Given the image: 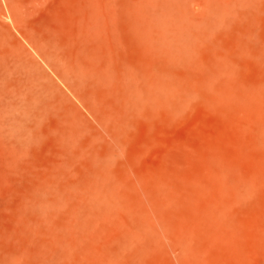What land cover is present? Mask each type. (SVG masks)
I'll use <instances>...</instances> for the list:
<instances>
[{"label":"rangeland","instance_id":"obj_1","mask_svg":"<svg viewBox=\"0 0 264 264\" xmlns=\"http://www.w3.org/2000/svg\"><path fill=\"white\" fill-rule=\"evenodd\" d=\"M74 1L20 4L26 10L23 15H29H24L27 22L49 34L66 32L72 25ZM113 1L126 22L138 19L134 0L110 4ZM0 9V22L9 19L14 26L9 0H0ZM132 36L127 27L115 38L120 62L147 80V44ZM253 37L264 43V10L255 17ZM155 53L159 84L153 100L131 112L120 136L123 150L104 134L110 145L107 155L112 162L106 173L116 209L98 220L97 232L73 246L62 264H264L260 67L243 61L228 72H216L205 54L184 61ZM17 133L16 125L0 124L2 255L19 244L11 235L18 228L14 220L34 186L30 169L11 158ZM38 146L33 145L25 160L36 162L37 153L39 160L51 155L48 150L41 153ZM33 167L35 171L38 165Z\"/></svg>","mask_w":264,"mask_h":264},{"label":"bare ground","instance_id":"obj_2","mask_svg":"<svg viewBox=\"0 0 264 264\" xmlns=\"http://www.w3.org/2000/svg\"><path fill=\"white\" fill-rule=\"evenodd\" d=\"M110 1H74L68 33L47 34L27 22L22 0H9L15 28L0 22V124L17 126L11 158L30 169L34 186L14 220L19 244L0 254V264H62L97 232L98 220L113 214L104 134L123 150L131 112L153 100L159 84L157 50L179 60L205 54L216 72L253 63L264 92V43L253 37L264 0H134L138 19L130 23ZM127 27L147 44V80L120 62L115 38ZM37 142L51 155L25 160Z\"/></svg>","mask_w":264,"mask_h":264}]
</instances>
